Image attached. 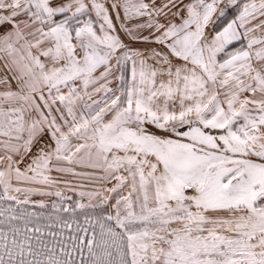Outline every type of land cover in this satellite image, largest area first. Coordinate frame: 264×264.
<instances>
[{"label":"snow or ice","instance_id":"6c2138e0","mask_svg":"<svg viewBox=\"0 0 264 264\" xmlns=\"http://www.w3.org/2000/svg\"><path fill=\"white\" fill-rule=\"evenodd\" d=\"M0 264H264V0H0Z\"/></svg>","mask_w":264,"mask_h":264},{"label":"rangeland","instance_id":"374dc122","mask_svg":"<svg viewBox=\"0 0 264 264\" xmlns=\"http://www.w3.org/2000/svg\"><path fill=\"white\" fill-rule=\"evenodd\" d=\"M53 175L56 176L58 174L53 173ZM63 179L66 181H69L71 183V188L65 187L63 183L59 185L60 190L63 191V193H64V199L63 200L60 197H57L55 195L41 196L38 194H32L29 197L30 203L28 205L24 206V209L26 211L35 212L38 214V216L40 217V219H39L40 225L43 226L45 224H49L48 222H54L51 224H53L55 226L61 220H72V221H75V223H79L82 227H88V225L85 224L86 217H91L94 219L100 215H106V214H109L112 212V209L110 207L107 208L106 212L102 211L100 207H91V208H85L82 210L78 209L74 216L70 213H65L63 211H59L58 209L61 207V205H63V206H68V205L74 206L75 203H77V202L84 203L87 205L89 203L88 198L87 197L82 198L78 195V193L80 191H91L95 187H97L96 185L90 184L87 180H81L79 178H76V177H73L70 175L63 176ZM28 186L43 188V190H45V191H55L56 190V189H52V188H46V187L40 186V185H28ZM21 199H23L22 195H21ZM40 201L44 202L45 206L43 208L39 207ZM113 202L114 201H111L110 203H113ZM91 203L94 206L99 205V199L98 198L94 199L91 201ZM54 204L56 205V208H53ZM5 207H7V205H5ZM16 211H17V213H19L20 209L17 208ZM44 212H46V213H44ZM48 212H51L53 214L48 215V218L46 220L43 219L46 217L43 215H47ZM73 228H75V224L73 225ZM52 230L58 231L59 229L57 227H54ZM96 232L97 233L99 232L98 226L96 228ZM70 235H75L77 238L83 236L85 239V242H86L87 239L91 238L92 229L89 228V231L87 234H85L84 232H76L73 230L65 229L64 230V237L67 238ZM67 242L69 244L72 243V241H67Z\"/></svg>","mask_w":264,"mask_h":264},{"label":"trees","instance_id":"16d2710c","mask_svg":"<svg viewBox=\"0 0 264 264\" xmlns=\"http://www.w3.org/2000/svg\"><path fill=\"white\" fill-rule=\"evenodd\" d=\"M44 213H46V212H44ZM50 214H53V213H51V212H48V214H47V215H43V216H46V217H45V218H43V219H45V220H46V219L48 218V215H50ZM43 219H42V220H43ZM38 222H40V221H38ZM48 223H54V222H48Z\"/></svg>","mask_w":264,"mask_h":264},{"label":"crops","instance_id":"0c3cea01","mask_svg":"<svg viewBox=\"0 0 264 264\" xmlns=\"http://www.w3.org/2000/svg\"><path fill=\"white\" fill-rule=\"evenodd\" d=\"M210 27H211V25H210Z\"/></svg>","mask_w":264,"mask_h":264}]
</instances>
